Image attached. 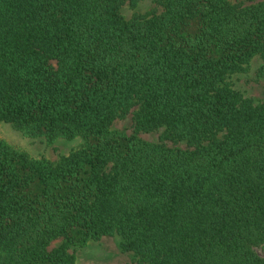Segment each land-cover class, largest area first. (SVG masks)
Returning a JSON list of instances; mask_svg holds the SVG:
<instances>
[{"label": "trees", "instance_id": "1", "mask_svg": "<svg viewBox=\"0 0 264 264\" xmlns=\"http://www.w3.org/2000/svg\"><path fill=\"white\" fill-rule=\"evenodd\" d=\"M140 1L0 0V123L80 140L51 163L0 139V264L112 236L135 264H264V101L229 81L258 57L264 82V0L124 19ZM132 111L133 135L111 129Z\"/></svg>", "mask_w": 264, "mask_h": 264}, {"label": "rangeland", "instance_id": "2", "mask_svg": "<svg viewBox=\"0 0 264 264\" xmlns=\"http://www.w3.org/2000/svg\"><path fill=\"white\" fill-rule=\"evenodd\" d=\"M233 4H248L246 0H230ZM152 11L161 12L157 6L156 0H141L134 8L125 3L121 8V14L124 19L129 20L134 14H146ZM262 61L255 57L250 61L244 72L230 77L233 88L239 91L245 97L251 99L254 103L264 101V82L260 78L258 71ZM133 111L122 120H116L112 125V130L124 133L127 136L134 134ZM161 131L150 133H139L141 140L158 144L161 137ZM0 139L12 145L18 150L24 152L32 159H45L51 163H56L63 156L68 155L80 144L79 139L64 140L58 139L48 142L44 138H28L23 136L13 125L0 123ZM168 148L185 150V143L162 142ZM61 244L60 240L51 243L49 250ZM69 252H74L76 264H135L136 257L132 252L124 251L121 247V240L117 236L105 237L99 241H90L84 247H71ZM256 252L263 256L262 251L256 249Z\"/></svg>", "mask_w": 264, "mask_h": 264}]
</instances>
